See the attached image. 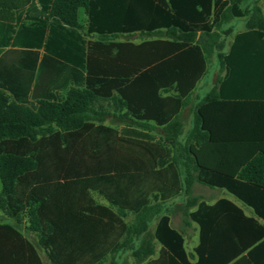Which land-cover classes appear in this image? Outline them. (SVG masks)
Here are the masks:
<instances>
[{
	"label": "trees",
	"instance_id": "trees-1",
	"mask_svg": "<svg viewBox=\"0 0 264 264\" xmlns=\"http://www.w3.org/2000/svg\"><path fill=\"white\" fill-rule=\"evenodd\" d=\"M37 1L40 9L20 0L14 23L0 21V213L26 220L52 264H104L106 245L116 252L139 238L133 255L144 264H229L242 255L259 236L248 242L225 223L214 229L201 205L190 214L201 227L192 262L167 215L149 231L156 211L147 196L151 175L177 184L175 170L185 167L188 186L193 166L203 183L238 184L227 190L264 217V189L247 185L264 183V0L249 8L244 0ZM26 5L30 22L22 23ZM239 17H249L247 30L225 54L222 28ZM135 34L141 42L118 41ZM243 45L252 59L240 69ZM215 54L226 74L196 106L181 141L182 112ZM112 116L126 125L121 133L104 125ZM158 127L173 135L152 142L145 131ZM220 149L233 154L237 168L214 177ZM179 190L159 189L163 198ZM127 211L136 213L129 225L120 217ZM154 239L162 249L149 259ZM0 264L43 262L17 228L3 223Z\"/></svg>",
	"mask_w": 264,
	"mask_h": 264
},
{
	"label": "crops",
	"instance_id": "crops-1",
	"mask_svg": "<svg viewBox=\"0 0 264 264\" xmlns=\"http://www.w3.org/2000/svg\"><path fill=\"white\" fill-rule=\"evenodd\" d=\"M36 6L40 9V5L37 0H31ZM263 0L260 1L262 4ZM10 0H0V21L2 22H10L14 23V20L7 19V10L10 6ZM29 6L26 5L25 9L22 12V23H29L27 20ZM81 11V10H80ZM84 11V10H83ZM16 12V10H15ZM249 17H239L234 18L230 22L226 23L222 28V39L224 40L225 46L223 52L225 54H229L231 46L235 41V37L237 34L243 33L247 30L246 24ZM138 35L132 36H121L118 38V41H125L129 39L135 43L136 42L130 38L137 37ZM139 37V36H138ZM42 53V51H41ZM252 55V51L246 45L241 46L239 54L236 55V60L238 63V67L240 69L247 68L248 59H252L250 57ZM214 57L217 59V55ZM226 74V71L221 68L219 62L215 63L213 69H208L206 75L203 76L201 81L197 84V87L191 97L190 103L185 107L182 112L180 121L183 125L182 134L179 139L181 141H185L187 136L191 132L194 125V112L196 106L199 102L204 98L212 89L217 86V83L220 78H223ZM207 90H203L204 86H208ZM202 90L204 92H202ZM231 90L228 88V92ZM59 95L65 96V91H57ZM29 99L31 97L29 96ZM34 104L37 101L32 100ZM150 124L156 125L155 122L151 121ZM104 125L110 126L122 132L126 125L123 123H119L118 121L107 120L104 122ZM163 127H158L153 131H145L151 136L152 142H158L162 139H165L167 136L173 135V133H166L162 130ZM221 139H233L232 136L221 135ZM234 156L231 152L225 150H215L213 165L216 169L214 172L206 171L207 173H212L214 177L220 176L225 170L232 171L237 168V165L232 162ZM166 167L158 166L156 171H160L165 169ZM223 168L221 171L219 169ZM187 169L185 167L179 168L175 170V173L178 175L177 184L176 181H171L167 179H163V176L151 175V181L149 182V187L151 189L149 195L147 196V202L149 206H154L156 211L152 221L149 223V231L151 233L155 232L157 223L161 216L167 215L170 218V223L173 228L181 232L185 240V248L187 253L190 256V260L192 262L196 261V255L194 249L199 244L200 230L201 227L199 223L191 220L190 214L199 209V206L204 205L206 209L204 210L206 218H208V222L211 223L214 229L219 228L221 224H226L227 228L230 231H233L235 235H244L246 241L252 240V238H256L253 243L248 245L246 251L231 261L229 264H264V217L259 215L254 205L250 204L248 201H244L239 198L235 194L229 192L227 188L238 186V184H234V182L230 186L227 185H209L198 180L199 171H197L193 166L190 167V185L187 186ZM205 174V172H204ZM224 174V173H223ZM223 176V175H221ZM236 178V177H235ZM248 187L256 188V189H264V183H247ZM180 187L178 193L169 198H163L161 196L160 188H176ZM187 187H190V192L187 193L185 190ZM255 193L251 192L252 197H255ZM95 200L104 206L109 207L110 204L103 197L98 194H93ZM252 198V199H253ZM258 203V202H254ZM263 203L264 202H260ZM237 208L241 215L238 214ZM123 222L127 225L133 223L136 220V213L127 211V216L120 215ZM243 217V218H242ZM107 219V218H104ZM176 221H179L177 224ZM10 224L13 227L17 228L22 235L29 240L34 247L36 248L43 264H52L47 252L39 243V236L28 230V223L26 220L23 221L22 224H18L15 220L9 218L8 216L0 213V224ZM240 223V225H239ZM222 226V225H221ZM190 238L192 239V245L189 247ZM32 239L35 241L33 242ZM125 239V235H123L119 242H122ZM154 244V254L149 257V259H156L159 256V253L162 249V245L157 242V240H153ZM140 238L134 240L133 247H121L114 251V249H110L108 245H106L107 256L104 259V264H144L139 263L137 258L133 255V252L140 247ZM104 248V247H103ZM102 248V249H103ZM115 252V253H113ZM129 254L133 259L129 260Z\"/></svg>",
	"mask_w": 264,
	"mask_h": 264
},
{
	"label": "rangeland",
	"instance_id": "rangeland-1",
	"mask_svg": "<svg viewBox=\"0 0 264 264\" xmlns=\"http://www.w3.org/2000/svg\"><path fill=\"white\" fill-rule=\"evenodd\" d=\"M10 1H11V4L8 7L9 9L7 10V17L11 18L12 20H14L15 8L17 6H19L20 0H10ZM253 2H254V0H244L242 6H243V8H249L253 4ZM79 18H80L81 25L83 26V29L81 30V32L85 33L86 25H87V17H86V15H85V13H84V11L82 9L80 11ZM87 38L88 39H98L97 36H88ZM130 39L135 40L136 42H138V41H140L141 38L137 36V37L130 38ZM216 62H219L218 58L216 59L215 57H213L212 60L210 61L209 69H213ZM207 87H209V85L208 86H204L203 90L204 91L207 90ZM203 90H202V92H204ZM106 119L107 120L109 119L111 121H116V118H114L113 116L112 117H108ZM2 188H3L2 187V183L0 181V193L2 191ZM176 223L178 224L179 221H176ZM32 241L35 242L33 239H32ZM191 241H192V239L190 238V241L188 243L189 247H191V245H192ZM126 256H128L129 260L132 261L133 258L129 254H127Z\"/></svg>",
	"mask_w": 264,
	"mask_h": 264
},
{
	"label": "built area",
	"instance_id": "built-area-1",
	"mask_svg": "<svg viewBox=\"0 0 264 264\" xmlns=\"http://www.w3.org/2000/svg\"><path fill=\"white\" fill-rule=\"evenodd\" d=\"M223 1H229V0H223Z\"/></svg>",
	"mask_w": 264,
	"mask_h": 264
}]
</instances>
